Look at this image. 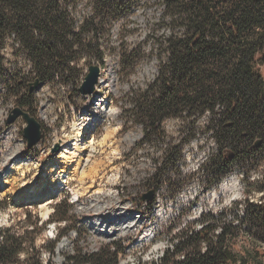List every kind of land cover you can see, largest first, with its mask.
Returning <instances> with one entry per match:
<instances>
[{"label":"rangeland","instance_id":"rangeland-1","mask_svg":"<svg viewBox=\"0 0 264 264\" xmlns=\"http://www.w3.org/2000/svg\"><path fill=\"white\" fill-rule=\"evenodd\" d=\"M91 6L87 0H82L76 13L89 15L93 12ZM162 13L160 0H141L125 18L113 23L110 35L103 40L106 49L103 62L92 60L89 64L83 58L74 82L41 84L34 92V116L42 125L45 142L39 143L41 149L35 146L26 158L22 154L27 148L23 130L8 125L7 118L12 106H18L17 98L26 91L23 86L16 92L10 83L14 76L29 75L32 63L16 36L11 35L6 40L3 55L7 64L2 74L9 79V84L0 80V201L3 206L0 229L40 219L39 226L42 223L43 226L35 231L36 246L42 250L46 261L65 264V259L77 246L91 254L110 242L111 245L117 242L122 252L128 253L121 259L124 264L140 260L152 262L160 251L156 247L166 248L180 239L178 231L196 227L200 213L225 211V220L239 225L246 212V195L252 202H264V193L254 190L252 185L264 176V163L251 168L236 166L213 182L212 176L204 169L217 152V144L209 132L201 130L190 142L184 143V134L180 135L179 129L190 119L172 118L160 123L163 140L156 137L145 140L143 125L133 119L134 101L143 96L157 76L160 49L151 32L153 22ZM164 31L165 27L155 26V35ZM124 53L131 57L128 61L133 65L127 69L120 64ZM92 64L102 68L101 85L93 95H83L75 88H80ZM261 72L264 76V67ZM10 91L13 93L9 94ZM209 120L210 116L205 114L200 119L201 126L205 127ZM16 124L25 125V121L22 118ZM75 124L86 126L79 139L76 138ZM57 145L59 148L55 150ZM175 146L181 151V159L173 168H161L162 180L171 177L172 186L162 181L164 185L161 182L157 186L163 187L160 191L162 199H155L147 207L143 197L156 189L150 185L152 176L160 170L166 150ZM43 147L45 154H40ZM18 160L30 162L25 165L30 171L24 175L18 171L13 176L9 168ZM56 167L70 178H65L67 184L58 185L53 193L51 187L55 183ZM81 170L90 176L81 180ZM15 189L16 195L13 193ZM29 197L32 200H24ZM174 199L175 204L171 203ZM63 201L71 205L72 221H51L55 207ZM79 206L81 213L78 212ZM45 208L50 210L47 217L43 215ZM98 221L106 222L108 230L102 232L100 225L96 224ZM125 221H132L133 228L122 230L119 223ZM67 226L74 228L69 235L59 237V231ZM57 237L56 252L51 255L49 241ZM243 241L244 237L238 238L240 246Z\"/></svg>","mask_w":264,"mask_h":264},{"label":"trees","instance_id":"trees-1","mask_svg":"<svg viewBox=\"0 0 264 264\" xmlns=\"http://www.w3.org/2000/svg\"><path fill=\"white\" fill-rule=\"evenodd\" d=\"M81 1L0 0V74L6 70V40L15 34L32 69L31 75L14 76L10 87L16 92L26 87L16 102L32 115L35 91H30L29 84L37 79L40 83L69 84L75 81L83 58L89 64L92 60L103 62V40L110 35L113 23L125 18L141 0H87L93 12L85 16L76 13ZM160 4L163 13L153 22L151 32L160 49L157 76L132 108L133 119L144 127L145 140H163L160 123L166 119H190L179 129L184 143L203 130L217 144V152L204 165L213 182L236 166H262L264 0H160ZM155 26L166 31L155 35ZM130 58L121 55L123 69L133 66ZM1 76L0 80L9 84V79ZM205 114L210 120L202 127L200 119ZM180 159L177 146L166 150L151 187L155 189L163 181L161 168H173ZM171 181L167 177L163 182L171 187ZM252 185L264 193V176ZM244 202L246 212L239 225L226 221L225 211L203 213L197 224L201 227L178 231L175 250L167 252L159 264H264V202H252L247 195ZM2 207L0 201V210ZM72 218L71 205L63 201L50 220L69 222ZM39 223L40 219L0 229V264H45L42 250L36 246L35 231L43 226ZM219 227L222 230L216 233ZM70 228L61 229L59 237ZM59 237L49 241L51 255ZM240 237H244L241 246ZM75 249L65 264H117L122 252L117 242L91 254L78 246ZM137 264H156V260Z\"/></svg>","mask_w":264,"mask_h":264},{"label":"water","instance_id":"water-1","mask_svg":"<svg viewBox=\"0 0 264 264\" xmlns=\"http://www.w3.org/2000/svg\"><path fill=\"white\" fill-rule=\"evenodd\" d=\"M100 66L90 65L89 71L79 88V91L83 95H92L95 92V86L98 83V78L100 76ZM40 85V81L37 79L30 83V91H35V89ZM22 117L26 122V127L23 130L24 138L27 140V146L29 148L38 144L43 137V129L41 123L37 120L35 116L25 111L21 107L17 106L10 113L7 123L12 124L18 118ZM58 150L59 145L56 147ZM154 199V191L151 190L148 194L144 195L143 200L152 201Z\"/></svg>","mask_w":264,"mask_h":264},{"label":"bare ground","instance_id":"bare-ground-1","mask_svg":"<svg viewBox=\"0 0 264 264\" xmlns=\"http://www.w3.org/2000/svg\"><path fill=\"white\" fill-rule=\"evenodd\" d=\"M101 81H102V79H101V76L99 77V81H98V83H99V85L97 86V88L101 85ZM74 128L75 129H77L78 130V132H77V134H76V138L77 139H79V137L81 136V134L85 131V129H86V126H84V125H79V124H75V126H74ZM117 129V128H116ZM116 131V130H115ZM112 135V134H111ZM132 137V136H131ZM22 143H24V141L22 140ZM24 147V146H23ZM36 147H37V149L38 148H40L41 149V146L40 145H36ZM20 148V147H19ZM32 151H34V147L32 148ZM75 151V150H74ZM23 154V153H22ZM77 154V153H76ZM72 156V155H71ZM67 158H69L70 159V161H71V159H72V157H67ZM73 160V159H72ZM33 164V163H32ZM25 165L26 166H28V165H30V162H22V161H20V160H18V161H15V162H13L12 163V165H11V168H9V171H13V176L16 174V172H18V171H21L22 172V174L24 175V174H26L28 171H30V168L28 169L27 167L25 168ZM34 168V167H33ZM32 169V168H31ZM60 169V168H59ZM78 169V168H77ZM93 169H95V168H93ZM54 170H55V172H54V175H56L54 178H53V180L55 181V183H54V185L51 187L52 188V191H53V193L55 192V190L57 189V188H59V186L58 185H63V184H67V182H68V179L70 178V176L69 175H64L63 174V171H59V170H57V167L56 168H54ZM96 170V169H95ZM8 171V170H7ZM77 171V170H76ZM82 171V170H81ZM80 171V172H81ZM78 172V171H77ZM75 174V173H74ZM91 174H93V173H91ZM80 175V174H79ZM69 176V177H68ZM88 176H90V174L89 173H86L85 172V170H83L82 172H81V180H83V179H85L86 177H88ZM65 178H68V179H65ZM53 182V181H52ZM223 188V187H222ZM15 195L17 194V190L15 189L14 190V192H13ZM33 194H35V195H38V193H36V192H34ZM83 194V192H81L80 193V195H82ZM79 195V194H78ZM77 195V196H78ZM110 195V194H109ZM114 196V195H113ZM79 197V196H78ZM110 197V196H109ZM35 198H37V196H34V199ZM24 200H32V198L31 197H29V198H24ZM80 200V199H79ZM88 201V200H87ZM158 202V201H157ZM154 204V203H153ZM98 205V204H97ZM117 205V204H116ZM115 205V206H116ZM173 205V204H172ZM91 206V205H90ZM99 206V205H98ZM108 206H110L109 204H108ZM95 207V206H94ZM112 207V206H111ZM154 207V206H153ZM79 208H80V206H79ZM114 208V207H113ZM87 209V208H86ZM49 212H50V210L48 209V208H45V212L43 213V215L44 216H48V214H49ZM85 212V211H84ZM109 213H111V212H109ZM101 214V213H100ZM113 214V213H112ZM111 214V215H112ZM116 214V213H115ZM90 215V214H89ZM157 215V214H156ZM115 216V215H114ZM117 216V215H116ZM115 216V217H116ZM113 217V216H112ZM118 217V216H117ZM92 219V218H91ZM97 220V219H96ZM88 221V220H87ZM86 221V222H87ZM110 221V220H109ZM116 221V220H115ZM96 224H98V225H100L99 227L100 228H102V232L103 231H105V230H108V226L109 225H107V223L106 222H96ZM122 227H123V229L122 230H124V231H127V230H130V229H132L133 228V222L132 221H125V222H123V223H119ZM89 225H92V226H95V224H93L92 222H89ZM197 227H201V225H197ZM112 229V228H111ZM74 230V229H73ZM97 230V229H96ZM100 230V229H99ZM114 230V229H113ZM76 231V230H75ZM74 233V232H73ZM109 234V233H108ZM76 235V234H75ZM107 236V235H106ZM111 238H113V237H111ZM173 244H174V242L173 243H171L170 245H168L166 248H161V247H159V246H157L156 248H158V249H160V251H158V253H157V257H156V259H152V261H154V260H158V259H160L161 258V256L165 253V251H167V249H171V248H173ZM63 247V245H61L60 246V249ZM59 251V250H58ZM132 260V259H131ZM127 262V261H126ZM125 262V263H126ZM131 263V262H130ZM138 262H132V264H137ZM62 264V263H61Z\"/></svg>","mask_w":264,"mask_h":264},{"label":"built area","instance_id":"built-area-1","mask_svg":"<svg viewBox=\"0 0 264 264\" xmlns=\"http://www.w3.org/2000/svg\"><path fill=\"white\" fill-rule=\"evenodd\" d=\"M90 10H92V7L90 8ZM13 36L15 37V34H13ZM14 108H15V107L12 106V110H13ZM18 121H19V120H18ZM18 121H17V122H18ZM17 122L11 124V125H13V128H14L15 130H20L21 128L23 129V127H24L25 125H22V124L17 125V124H16ZM38 145H39V144H38ZM45 151H46V149L43 147V152H40V154H45ZM162 185H164V183H163ZM154 191H155V192H154V194H155V195H154V200H155V199H162V197H161V195H160V191H163V187H158V188H156ZM154 200H153L152 202H154ZM116 203H119V201H116ZM171 203L175 204V203H176V199H174L173 201H171ZM145 205H146L147 207H149V206L147 205V201H145ZM78 212L81 213V207H80V211H78ZM202 214H203V213H200V216H201ZM200 216H199V219H200ZM221 230H222V229L219 227V228L216 230V233H220ZM69 232H70V231H69ZM69 232H68V233H69ZM68 233H67V234H68ZM68 235H69V234H68ZM108 245H111V242H110V244H108ZM176 245H177V244H176ZM104 246H105V245H104ZM112 249L114 250L115 248H112ZM174 250H175V247H174V248H171V249H167V251H165V253L161 256V258L158 259V260L156 261V264H159V263H160V261L164 258L165 254H166L167 252L174 251ZM54 252H56V248H55ZM94 252L96 253V252H98V251H94ZM124 254H128V253H124ZM124 254H120V258H119V261H118L117 264H124V261L121 260ZM182 258H184V255H182ZM44 263L47 264L48 261L44 260ZM50 263H51V262H50ZM51 264H55V263L53 262V263H51Z\"/></svg>","mask_w":264,"mask_h":264}]
</instances>
